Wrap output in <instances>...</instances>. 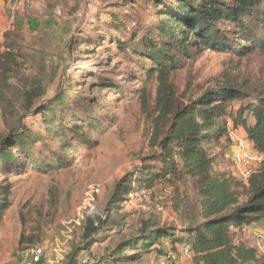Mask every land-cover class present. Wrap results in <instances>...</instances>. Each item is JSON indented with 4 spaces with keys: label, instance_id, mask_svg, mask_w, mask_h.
<instances>
[{
    "label": "rangeland",
    "instance_id": "obj_1",
    "mask_svg": "<svg viewBox=\"0 0 264 264\" xmlns=\"http://www.w3.org/2000/svg\"><path fill=\"white\" fill-rule=\"evenodd\" d=\"M0 4L2 52L16 15H34L44 23L36 33L26 26L21 62L26 76L35 75L37 51L45 49L49 84L30 111L18 102L13 116L7 117L0 107V264H15L33 245L44 247L43 264H75L85 251L95 264H158L159 253L172 251L178 253L179 264H196L182 254L186 241L165 237L149 251L129 246L116 254L122 242L137 234L142 220L152 219L176 230V237L186 236L189 218L200 210L201 197L189 176L176 185L159 179L146 194L133 191L120 200L116 195L122 181L136 177L145 160L160 151L152 144L157 74L151 76L142 68L146 59L141 53L146 32L157 34L162 6L149 0ZM48 27L54 30L51 39L44 34ZM263 80L261 48L243 55L194 47L170 76L172 89L186 101L228 83L252 92ZM51 101L56 105L53 114L47 108ZM245 101L232 102L230 109L236 111ZM25 127L30 130L28 140L20 143L15 136ZM243 139L230 126L229 138L205 143L214 159L213 171L243 180L233 159L235 146ZM149 165L162 166L155 160ZM133 187L139 185L128 184L129 190ZM233 231L237 243L243 241L264 254V221Z\"/></svg>",
    "mask_w": 264,
    "mask_h": 264
},
{
    "label": "trees",
    "instance_id": "obj_2",
    "mask_svg": "<svg viewBox=\"0 0 264 264\" xmlns=\"http://www.w3.org/2000/svg\"><path fill=\"white\" fill-rule=\"evenodd\" d=\"M149 1L162 6L157 34L146 32L141 53L146 59L142 68L151 76L157 74V115L153 119L152 144L160 151L149 156V162L145 160L136 177L124 179L116 195L120 200L122 195L133 191L152 189L159 179L176 185L189 176L201 197L200 210L193 219L189 218L191 223L184 229L186 236L176 237V230L164 228L152 219L142 220L137 234L122 242L116 254L129 246L133 250L149 251L165 237L190 244L196 264H264V254L260 255L255 247L243 241L237 243L233 231L264 221V80L252 92L228 83L226 87L206 91L193 101L178 96L170 84L171 74L184 57L192 55L194 47L204 46L215 52L234 50L243 55L256 48L264 49V0H171L170 4L166 0ZM26 26L28 32L36 33L44 23L34 15H16L14 27L5 33V50L0 51V107L7 117L13 116L18 102H22L25 110H32L37 96L45 94L49 87L45 49L37 51L38 72L30 77L23 73ZM44 34L51 39L54 30L48 27ZM137 36L136 33L134 39ZM236 100L246 101L233 111L230 104ZM63 102L61 99L60 104ZM48 107L53 114L54 102H49ZM230 126L244 129L254 149L262 155L258 167L246 180L213 171L214 159L205 146L229 138ZM59 127L71 131L63 125ZM29 132L28 127L20 129L15 140L27 142ZM154 160L162 166L149 165ZM130 183L139 187L129 190ZM92 226L98 227L96 223Z\"/></svg>",
    "mask_w": 264,
    "mask_h": 264
},
{
    "label": "built area",
    "instance_id": "obj_3",
    "mask_svg": "<svg viewBox=\"0 0 264 264\" xmlns=\"http://www.w3.org/2000/svg\"><path fill=\"white\" fill-rule=\"evenodd\" d=\"M235 139V138H234ZM234 163L243 179H248L253 170L255 163L262 159V155L257 152L253 143L244 136L243 140L235 146L233 154ZM142 194H146L148 189L143 188ZM45 249L41 245H33L22 251L20 259L15 264H43L45 258ZM182 254L187 257L193 256V250L190 244H186L182 248ZM179 255L177 252L161 253L157 255L158 264H179ZM77 264H95L93 256L89 251L83 252Z\"/></svg>",
    "mask_w": 264,
    "mask_h": 264
},
{
    "label": "crops",
    "instance_id": "obj_4",
    "mask_svg": "<svg viewBox=\"0 0 264 264\" xmlns=\"http://www.w3.org/2000/svg\"><path fill=\"white\" fill-rule=\"evenodd\" d=\"M0 2H1V0H0ZM0 6H1V4H0ZM0 19H1V16H0ZM234 131H239V132H241L243 134V136H247L246 133H245V131H244V129H242L241 127L237 128V129H234Z\"/></svg>",
    "mask_w": 264,
    "mask_h": 264
}]
</instances>
